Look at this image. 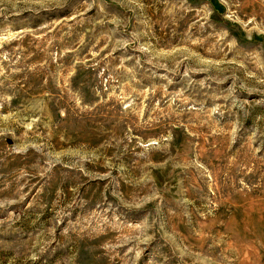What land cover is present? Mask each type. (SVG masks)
I'll return each mask as SVG.
<instances>
[{"label":"rangeland","instance_id":"1","mask_svg":"<svg viewBox=\"0 0 264 264\" xmlns=\"http://www.w3.org/2000/svg\"><path fill=\"white\" fill-rule=\"evenodd\" d=\"M0 264H264V0H0Z\"/></svg>","mask_w":264,"mask_h":264}]
</instances>
